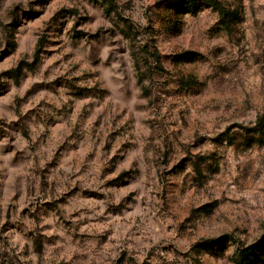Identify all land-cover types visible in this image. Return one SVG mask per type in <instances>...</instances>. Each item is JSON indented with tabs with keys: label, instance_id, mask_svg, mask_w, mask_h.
Returning a JSON list of instances; mask_svg holds the SVG:
<instances>
[{
	"label": "rangeland",
	"instance_id": "rangeland-1",
	"mask_svg": "<svg viewBox=\"0 0 264 264\" xmlns=\"http://www.w3.org/2000/svg\"><path fill=\"white\" fill-rule=\"evenodd\" d=\"M219 1L0 0V264H264V0Z\"/></svg>",
	"mask_w": 264,
	"mask_h": 264
},
{
	"label": "trees",
	"instance_id": "trees-1",
	"mask_svg": "<svg viewBox=\"0 0 264 264\" xmlns=\"http://www.w3.org/2000/svg\"><path fill=\"white\" fill-rule=\"evenodd\" d=\"M197 0H189L190 6L192 8H194L195 4H196ZM208 2H210L211 4H213L217 9H219L220 11V21L221 23L230 31V27H231V20L233 19V14L227 10L226 8H224V6L221 4V2L219 0H206ZM137 65H139V61L137 62ZM139 71H140V67H138ZM246 131L247 135H252L253 136V140L249 141V143H258L261 144L262 143V139H264V115L260 116L257 118L254 126L252 127H247L244 128ZM215 241L213 240H209L207 243L212 244ZM217 242V241H216ZM242 256V261L244 263H250L251 261H253V247L250 246L247 249H245L241 255Z\"/></svg>",
	"mask_w": 264,
	"mask_h": 264
}]
</instances>
